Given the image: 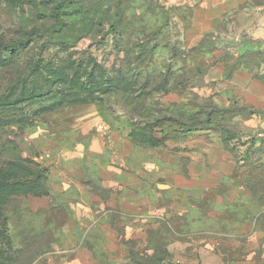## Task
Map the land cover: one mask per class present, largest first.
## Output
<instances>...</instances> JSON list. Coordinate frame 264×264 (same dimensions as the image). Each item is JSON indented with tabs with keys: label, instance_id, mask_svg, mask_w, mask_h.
<instances>
[{
	"label": "rangeland",
	"instance_id": "1",
	"mask_svg": "<svg viewBox=\"0 0 264 264\" xmlns=\"http://www.w3.org/2000/svg\"><path fill=\"white\" fill-rule=\"evenodd\" d=\"M178 10L0 0V43L33 34L16 51L0 47V264L264 257V114L223 107L205 75L218 63L259 70L264 55H236L230 14L189 48L190 14ZM152 123L160 146L125 152L128 134ZM146 166L167 172L153 180ZM120 198L143 205L124 214Z\"/></svg>",
	"mask_w": 264,
	"mask_h": 264
},
{
	"label": "crops",
	"instance_id": "2",
	"mask_svg": "<svg viewBox=\"0 0 264 264\" xmlns=\"http://www.w3.org/2000/svg\"><path fill=\"white\" fill-rule=\"evenodd\" d=\"M168 7L179 8L182 12L190 14L189 19L185 20V44L189 48L200 45L202 38L207 34L216 31L222 18L230 14L232 31L236 38L233 43L237 51L236 55L251 53L264 55V0H164ZM179 10L177 12H180ZM244 40H240V38ZM214 52L206 51L201 55L212 57ZM219 64V63H218ZM215 64L209 67L205 75L208 81L215 83L214 96L215 101L223 103V107L236 105L238 107L250 109L256 113L264 114V65L259 70H252L244 67L239 70H232L228 74L221 64ZM88 106V104L78 107ZM222 107V106H221ZM70 110L71 116L75 113H81L83 109ZM95 110V108H94ZM90 116L93 115V110ZM257 121V120H256ZM85 125H91L93 120L85 122ZM90 123V124H89ZM84 128V127H83ZM116 140L120 137L116 134ZM125 152L135 151L132 142L123 140ZM136 147H140L136 145ZM137 151V150H136ZM147 174L151 179H159L166 170H152L146 166ZM143 204L133 199H119V210L124 214H132L141 208ZM233 264H264V257L256 262L237 261Z\"/></svg>",
	"mask_w": 264,
	"mask_h": 264
},
{
	"label": "trees",
	"instance_id": "3",
	"mask_svg": "<svg viewBox=\"0 0 264 264\" xmlns=\"http://www.w3.org/2000/svg\"><path fill=\"white\" fill-rule=\"evenodd\" d=\"M62 7H63L62 3L57 6V8L54 11L55 17L57 18L59 17L60 15L59 13ZM32 36L33 34L29 33V35H26V39H15V40H11L10 42H3V43H0V47H2L4 50H7L9 52L16 51L20 47H25L28 44L29 40L32 38ZM192 49H195V47ZM89 103H93V102L80 103V104L83 105V104H89ZM155 126L156 124L152 123L151 125L148 126V130H146V128H142L140 132H138L139 130H137V132L135 133H129L128 137L133 144L138 145V146H142L145 148L146 147H150V148L159 147L160 146L159 138L155 137L152 132ZM232 137L233 135L229 133L228 137L224 138V141ZM250 144L254 145V140H252ZM243 157L245 158L246 156H244L243 154ZM5 191L6 190H3V192ZM161 261H163V258H158V262H161Z\"/></svg>",
	"mask_w": 264,
	"mask_h": 264
}]
</instances>
